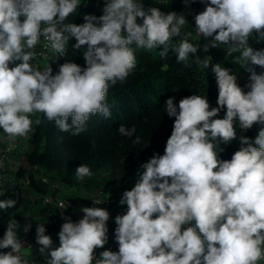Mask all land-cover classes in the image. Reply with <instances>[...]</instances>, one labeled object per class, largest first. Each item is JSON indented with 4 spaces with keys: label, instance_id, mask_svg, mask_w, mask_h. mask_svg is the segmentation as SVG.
<instances>
[{
    "label": "clouds",
    "instance_id": "clouds-1",
    "mask_svg": "<svg viewBox=\"0 0 264 264\" xmlns=\"http://www.w3.org/2000/svg\"><path fill=\"white\" fill-rule=\"evenodd\" d=\"M189 2L195 0H185ZM199 2L204 10L193 19L203 44L191 42L190 32L182 36L188 23L183 14L145 8L142 0H102V15L85 14L81 24L67 22L80 0H0V130L9 141L27 137L34 123L47 121L60 132L79 136L93 117L110 119L109 90L134 72L137 50L160 49L162 59L172 51L185 67L195 58L197 65L211 70L218 89L215 106L199 94L178 104L174 98L165 101L166 114L174 118L171 135L163 154L141 164L134 186L122 193L119 204L127 210L115 217L118 251L106 249L97 257L95 250L109 240L110 212L82 207L78 221L61 213L58 247L45 224H36V244L39 254L48 257L46 264L264 261V72L254 67L264 69V49L249 44L250 38L264 42V0ZM73 39L75 51L84 49L86 66L66 61L54 73L50 61L64 57ZM42 40L53 55L40 69L33 61ZM221 45L226 58L249 73L247 91L232 69L197 55ZM36 114L42 118L33 121ZM254 126L259 128L254 138L243 135ZM117 132L132 138L136 127L122 124ZM237 140L239 148L222 159V145ZM140 142L139 136L132 140ZM74 175L82 182L93 172L82 163ZM16 203L0 199V210ZM31 228V223L8 220L0 238V264H30L20 231L27 234Z\"/></svg>",
    "mask_w": 264,
    "mask_h": 264
},
{
    "label": "trees",
    "instance_id": "trees-1",
    "mask_svg": "<svg viewBox=\"0 0 264 264\" xmlns=\"http://www.w3.org/2000/svg\"><path fill=\"white\" fill-rule=\"evenodd\" d=\"M142 2L145 8L158 7L165 13L174 11L178 15H184V10L172 2L160 0ZM195 2L197 3V0ZM102 6V0L101 2L81 0L74 23H83L85 14L102 15ZM185 32L187 31L183 28L182 36ZM190 41L200 44L206 42L199 36L190 37ZM74 43V39L69 42L67 55L61 63L71 61L84 67L86 63L83 54L80 50L75 51L72 48ZM159 51L160 49L151 52L137 50V66L134 72L122 86L117 84L109 90L108 103L112 106L110 119L93 117L87 125V130L79 136L60 132L47 121L39 125L34 124L30 144L25 152L26 163L30 166L43 167L51 181L60 182L68 187L98 189L134 180L141 164L147 162L153 154H163L166 141L171 135L174 118H169L166 114L165 101L178 91L185 97L192 94L207 96L210 104L215 106L218 96L215 77L197 65L194 59L190 58L188 66L185 67L183 63L176 62L174 52L169 51L167 58L162 59ZM197 55L201 58L210 56L215 60L224 58L219 48L208 53L200 51ZM239 85L241 86V83ZM220 116H223V112ZM38 118H42V114ZM122 124L128 128L135 125V136L141 138L139 144L132 143L135 136L128 138L118 134L117 129ZM258 130L259 128L254 126L243 135L254 138ZM222 147L225 150L221 158L230 159L239 148V141ZM82 163L90 166L93 175L79 182L74 173ZM26 172L27 168L22 165L16 171L17 179L22 178ZM30 173L32 186L44 191L37 185L34 173ZM4 198L14 199L17 203L6 212L0 210V238L9 219H16L21 225L32 224L27 234L20 231L21 240L36 234V224H45L46 229H60L62 224H46L44 216L36 218L24 210L22 187L18 183L5 192L1 199ZM45 211L46 208L43 207L41 214H45ZM65 214L70 216L68 211Z\"/></svg>",
    "mask_w": 264,
    "mask_h": 264
},
{
    "label": "crops",
    "instance_id": "crops-1",
    "mask_svg": "<svg viewBox=\"0 0 264 264\" xmlns=\"http://www.w3.org/2000/svg\"><path fill=\"white\" fill-rule=\"evenodd\" d=\"M166 2H172L175 4H178L183 10H184V16L187 20V24L184 26V29L187 32H190L192 35V38L198 37L196 30H195V23H194V16L199 13L200 11L204 10L205 5L200 3L199 0H197L196 7L194 11H190L188 8L184 7L181 3V0H163ZM76 15L70 16V22H75ZM139 22V21H138ZM180 38H177L179 40ZM173 43H176V41H173ZM37 48V47H36ZM219 49L222 51L224 58L222 60H215L211 57L212 63H220L222 66H225L227 68L232 69L233 73L237 75V83H241V87L244 88V90H247L244 86L248 83V76L249 73L245 71L243 68H241L239 65H233L231 63L232 57L226 58V46L221 45ZM36 52V49H35ZM83 54V52L81 51ZM234 55H239V53H235ZM210 57V56H209ZM195 60V58H192ZM36 61V57L33 61V64ZM49 62L48 59H42L41 64L43 67H46V65ZM50 64L53 68V70L56 67V62L53 60L50 61ZM256 68V66H254ZM208 74L213 75L210 69H205ZM214 76V75H213ZM34 130V125H33ZM33 131L29 133L27 137H20L17 138L15 141L18 144V149L15 153L11 154L8 159V166L6 169L5 176L2 180H0V192L5 193L8 189L16 185L17 183V177H16V171H17V161L24 162L25 161V152L27 151L30 140L32 137ZM8 141V139L5 137V134L2 130H0V149H2L5 145V143ZM25 163V167L28 169L30 167L29 164ZM31 172L34 173V177L36 179L37 185L43 189L44 191H40L36 189L35 187H24L22 188V195L24 197V205H28L26 203V200L28 197H37L42 201V197L46 192H53L57 196L64 198L66 201V210L69 212L70 217L73 221H78L83 217L82 211L80 209L82 207H90L89 202L96 194V189H87L83 187H68L60 182H58L59 186L54 187L51 180H45L47 174L45 173V169L41 166H31ZM136 179V178H135ZM135 179L131 181H122L120 183H117L116 185H113L115 188H130L134 186ZM3 197H0V199ZM42 204V202H41ZM43 206V205H42ZM43 208V207H42ZM110 212V219L108 221V243L115 242L114 237V229L116 227L115 224V217L118 215V213L115 211L114 207H107L105 208ZM33 210V209H31ZM34 214V213H31ZM36 218L40 217L39 213L34 214ZM59 230H53V229H46V234L50 235L53 239L54 246H59V239H58V233ZM36 234H33L27 239H24V247L22 249V252L25 254V259L30 261V264H46L48 257L46 255H40L38 252L39 245L36 244ZM106 250V248H99L98 254L100 252ZM259 264H264V261H262Z\"/></svg>",
    "mask_w": 264,
    "mask_h": 264
},
{
    "label": "built area",
    "instance_id": "built-area-1",
    "mask_svg": "<svg viewBox=\"0 0 264 264\" xmlns=\"http://www.w3.org/2000/svg\"><path fill=\"white\" fill-rule=\"evenodd\" d=\"M160 1L166 2L163 0H160ZM80 2H81V0H80ZM181 3L184 7L188 8L190 11L195 10L196 2H189L186 5L185 0H181ZM76 14H74V15H76ZM67 22H70V17L68 18ZM249 44L251 47H253L255 49H264V42L257 43V42H255L254 38H250ZM52 55H53V53L51 52L50 48H48L46 46V42L42 40L41 43L39 45H37V48H36V61H35L34 65L40 69H43L44 67L41 64V60L51 58ZM66 55H67V53H66ZM66 55L64 57H59L58 59L53 60L57 64L55 69L53 70L54 73L56 71H58V67L60 64H62L61 62L66 57ZM255 70L257 71V73L264 72V69H261L259 67H256ZM39 115L40 114L33 115L32 116L33 121H35ZM17 149H18L17 142L16 141L13 142V141H9V140L5 143L4 147L2 149H0V180H2L5 176L6 169L8 166V159H9L10 155L15 153L17 151ZM24 162L22 163L20 161H17V170L22 165H25ZM30 167L27 169V172L25 173V175L22 178L17 179V183L22 188L32 186V177H31V173H30L31 172ZM48 179H49L48 177L45 178V180H48ZM51 182H52L54 187L59 186L58 182H55V181H51ZM131 188L132 187H130V188H115L114 186L98 188V189H96V194L90 200L89 206L90 207L96 206V207H102V208L114 207L115 211L118 213V215H122L126 212L127 209H126V206H121L119 204V200L121 199L122 193L125 190H130ZM93 201H100L101 204L100 205H94ZM42 204H43V207L46 208V211H45L46 213L40 214L39 218L44 216L46 218L45 223L50 224V225L51 224H62V223H64V220L62 219V216H61V213L63 212V215L67 217V215L65 214L67 212V210L65 209L67 204H66V201L64 200V198L57 196L53 192H46L42 197ZM105 248L107 250L118 251V244L114 243V242H110V243H107L105 245ZM98 249L95 250V254L97 255V257L99 256ZM261 262L262 261L258 262V264Z\"/></svg>",
    "mask_w": 264,
    "mask_h": 264
},
{
    "label": "rangeland",
    "instance_id": "rangeland-1",
    "mask_svg": "<svg viewBox=\"0 0 264 264\" xmlns=\"http://www.w3.org/2000/svg\"><path fill=\"white\" fill-rule=\"evenodd\" d=\"M80 51L83 52L84 49H81ZM183 97H185V96L180 94L178 91H175L170 98H174L175 102L178 104L179 100L181 98H183ZM28 202H29L28 205H24V204L22 205V207L24 208V210L26 212H28L30 214L31 213H34V214L39 213V214H41V210H42V207H43L42 205L43 204H41L42 201H40L39 198L30 196L26 200V203H28ZM31 209H33V210H31ZM34 214H32V215H34Z\"/></svg>",
    "mask_w": 264,
    "mask_h": 264
}]
</instances>
